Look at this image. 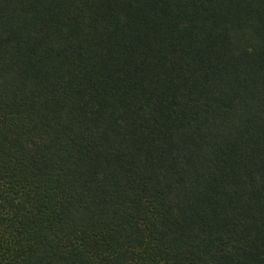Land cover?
<instances>
[{"label": "trees", "instance_id": "16d2710c", "mask_svg": "<svg viewBox=\"0 0 264 264\" xmlns=\"http://www.w3.org/2000/svg\"><path fill=\"white\" fill-rule=\"evenodd\" d=\"M0 264H264V0H0Z\"/></svg>", "mask_w": 264, "mask_h": 264}]
</instances>
